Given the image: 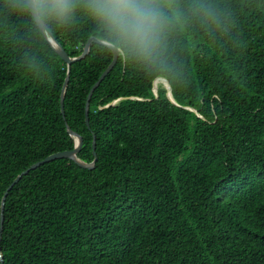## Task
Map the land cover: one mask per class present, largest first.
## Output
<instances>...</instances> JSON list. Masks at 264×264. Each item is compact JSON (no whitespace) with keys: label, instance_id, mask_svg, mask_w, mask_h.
<instances>
[{"label":"trees","instance_id":"1","mask_svg":"<svg viewBox=\"0 0 264 264\" xmlns=\"http://www.w3.org/2000/svg\"><path fill=\"white\" fill-rule=\"evenodd\" d=\"M226 30L193 23L170 39L166 72L103 45L70 66L33 22L0 15V201L3 264H264V0H219ZM69 56L90 36L86 16L47 26ZM163 85L153 93V83ZM160 80L157 79L156 82Z\"/></svg>","mask_w":264,"mask_h":264},{"label":"clouds","instance_id":"2","mask_svg":"<svg viewBox=\"0 0 264 264\" xmlns=\"http://www.w3.org/2000/svg\"><path fill=\"white\" fill-rule=\"evenodd\" d=\"M0 15L64 28L86 16L122 61L146 71L170 70L172 35L193 23L206 32L226 30L219 0H0Z\"/></svg>","mask_w":264,"mask_h":264},{"label":"water","instance_id":"3","mask_svg":"<svg viewBox=\"0 0 264 264\" xmlns=\"http://www.w3.org/2000/svg\"><path fill=\"white\" fill-rule=\"evenodd\" d=\"M38 27V29L40 30V32L42 33V35L44 36V38L47 40V42L49 43V45L51 46V48L55 51V53L60 57V59L66 64V76L64 78L63 84H62V88H61V93H60V110L62 115L63 114V100H64V95H65V90L68 84V79H69V72H70V66L72 63L77 62L81 59H83L90 50V46L91 44H99V45H103L105 47H107L108 49H110L105 43L103 39L97 38L95 36H90L88 38V40L86 41V43L83 46V49L81 51V53L77 56H69L66 51L64 50V48L62 47V45L55 39V37L53 36L52 32L48 29V27H44L42 25H36ZM111 50V49H110ZM112 60L111 62L107 65V67L103 70V72L100 74V76L98 77V79L95 81V83L92 85V87L90 88L88 94H87V98H86V103H85V109H84V113H85V123L87 125V127L89 126L88 124V110H89V101L91 98V95L93 93V91L95 90V88L99 85V83L103 80V78L110 72V70L114 67L116 60L118 58V55L116 53H114L112 50ZM160 79L162 81H164L165 83V88L167 90V96L168 98L172 100L171 97V90H170V86L168 84V82L166 80H164L163 78H157ZM154 80L153 83V93L155 96H157L156 90H157V84H156V80ZM66 130L68 132V134L73 138L74 140V147L71 150H64V151H59L56 153H53L51 155H48L47 157L43 158L40 161H37L35 163H33L30 167H28L26 170H24L23 172H21L20 174H18L13 180L12 182L7 186V188L5 189L2 197H1V201H0V241H1V234H2V230H3V221H4V215H3V211H4V204H5V198L7 193L12 189V187L21 179V177L23 175H26L29 171L37 168L38 166L56 160V159H61V158H65V159H69L71 161H73L76 165H78L81 168L84 169H92L95 165V161H96V154H95V140L93 137V141H92V153H93V160L91 162H85L81 159H79L77 157L78 152L80 151V148L82 146V137L77 134L76 132L72 131L68 125H66ZM0 264H3V258H2V254H1V247H0Z\"/></svg>","mask_w":264,"mask_h":264},{"label":"rangeland","instance_id":"4","mask_svg":"<svg viewBox=\"0 0 264 264\" xmlns=\"http://www.w3.org/2000/svg\"><path fill=\"white\" fill-rule=\"evenodd\" d=\"M156 84H157V87H158L159 84H160V85H163V86L165 87V83H164V81H162V80H159Z\"/></svg>","mask_w":264,"mask_h":264},{"label":"bare ground","instance_id":"5","mask_svg":"<svg viewBox=\"0 0 264 264\" xmlns=\"http://www.w3.org/2000/svg\"><path fill=\"white\" fill-rule=\"evenodd\" d=\"M158 81H159V80H158ZM158 81H157V82H158ZM157 82H156V83H157Z\"/></svg>","mask_w":264,"mask_h":264}]
</instances>
